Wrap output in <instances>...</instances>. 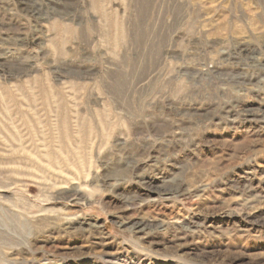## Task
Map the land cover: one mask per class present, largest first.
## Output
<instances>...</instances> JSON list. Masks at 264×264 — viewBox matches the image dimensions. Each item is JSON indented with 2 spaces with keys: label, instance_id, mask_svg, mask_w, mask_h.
<instances>
[{
  "label": "rangeland",
  "instance_id": "rangeland-1",
  "mask_svg": "<svg viewBox=\"0 0 264 264\" xmlns=\"http://www.w3.org/2000/svg\"><path fill=\"white\" fill-rule=\"evenodd\" d=\"M0 144V264H264V0H0Z\"/></svg>",
  "mask_w": 264,
  "mask_h": 264
},
{
  "label": "bare ground",
  "instance_id": "bare-ground-1",
  "mask_svg": "<svg viewBox=\"0 0 264 264\" xmlns=\"http://www.w3.org/2000/svg\"><path fill=\"white\" fill-rule=\"evenodd\" d=\"M235 52H232V54H234ZM239 53H241V52H239ZM230 54H231V52H230ZM231 54V55H232ZM233 56V55H232ZM228 59V58H227ZM232 61V60H231ZM234 61V60H233ZM220 63V62H219ZM216 69V68H215ZM214 69V70H215ZM221 69V68H220ZM214 70H213V72H214ZM229 70V69H228ZM233 70V69H232ZM220 71V70H219ZM221 72V71H220ZM232 72V71H231ZM228 73H229V71H228ZM247 73V72H246ZM225 74V73H224ZM240 73L239 72H235L234 73V75H231V76H240L239 75ZM241 76H243V75H245L244 73H242L241 72ZM246 76V75H245ZM242 79V78H241ZM235 80V79H234ZM244 80V79H243ZM249 80H247V82H248ZM235 82V81H234ZM236 82H238V83H240V78L238 77L237 78V80H236ZM245 82V81H244ZM234 84V83H233ZM246 85V84H245ZM4 97V96H3ZM7 103V102H6ZM232 107V106H231ZM236 107V106H235ZM226 108V107H225ZM247 111L248 112H250V111H253L255 108H253L252 106H247ZM236 112V111H235ZM256 112V111H255ZM223 113V112H222ZM225 113H226V111H225ZM228 113V112H227ZM234 113V112H233ZM251 113H253V112H250V114ZM249 114V115H250ZM248 115V114H247ZM225 116V115H224ZM244 116V115H243ZM242 116V117H243ZM252 116V115H251ZM39 117V116H38ZM232 117V116H231ZM234 117V116H233ZM246 117V116H245ZM254 117H255V115H254ZM225 118V117H224ZM229 118V117H228ZM236 118V117H235ZM258 118V117H257ZM226 119H227V117H226ZM232 119V118H231ZM237 119V118H236ZM260 119V118H259ZM263 119V118H262ZM228 120V119H227ZM11 121V120H10ZM248 125V124H247ZM43 126V125H42ZM5 130H6V128H5ZM35 130V129H34ZM9 131V130H8ZM67 135H68V133H67ZM35 136V135H34ZM15 138V137H14ZM35 138V137H34ZM5 139H7V138H5ZM16 140V139H15ZM9 143V142H8ZM248 143V142H247ZM251 143V142H250ZM254 144V143H253ZM1 145V144H0ZM21 147V146H20ZM246 148V147H245ZM6 152V151H5ZM30 152V151H29ZM6 167H7V165H6ZM5 167V168H6ZM4 171V170H3ZM9 173V172H8ZM6 174V173H5ZM130 177V176H129ZM177 179V178H176ZM10 180V179H9ZM117 180V179H116ZM19 181V180H18ZM143 182V181H142ZM6 184V183H5ZM147 185V184H146ZM5 186V185H4ZM8 188V187H7ZM21 190V189H20ZM177 190V189H176ZM50 194V193H49ZM3 196V195H2ZM54 197V196H53ZM62 197V196H61ZM3 198V197H2ZM1 198V199H2ZM81 200V199H80ZM53 202V201H52ZM2 204H0V206H1ZM17 205H18V203H17ZM16 205V206H17ZM2 207V206H1ZM0 207V208H1ZM6 207V206H5ZM8 207V206H7ZM16 208V207H15ZM2 209V208H1ZM4 209V208H3ZM5 210V209H4ZM21 210V209H20ZM59 210V209H58ZM2 211V213L4 212L3 210H1ZM26 212V211H25ZM24 213V212H23ZM10 214L16 219V218H19L20 216L18 215V213L17 212H11L10 211ZM0 215H1V213H0ZM11 215H9V216H11ZM18 215V216H17ZM2 216V215H1ZM22 216H25V215H22ZM3 217V216H2ZM10 218V217H9ZM1 219V218H0ZM20 219V218H19ZM26 219V218H25ZM2 220V219H1ZM23 220V219H22ZM27 220V219H26ZM12 221H13V218H12ZM136 221V220H135ZM3 222V221H2ZM18 222H19V220H18ZM68 222V221H67ZM14 224H15V226H16V224H17V221H16V223L15 222H13ZM28 223V222H27ZM5 224H7V223H5L4 222V225H3V227L5 226ZM14 224H13V226H14ZM23 224V223H22ZM1 225V224H0ZM18 226V225H17ZM154 226V225H153ZM2 227V228H3ZM7 227H8V225H7ZM10 227V226H9ZM8 227V228H9ZM134 227H137V229H139V230H144V229H146L147 228V225H145V224H142L141 222H139V221H136L135 223H134ZM1 228V227H0ZM17 228H19V227H17ZM10 229H12V228H10ZM10 229H9V231H10ZM14 230H16V228H14ZM5 231V230H4ZM7 231V230H6ZM1 232V231H0ZM6 234H7V232H5ZM0 235H3L4 236V234H0ZM7 241V240H6ZM0 244H2V242L0 243ZM3 244H4V242H3ZM146 244V243H145ZM5 245V244H4ZM7 245V244H6ZM41 246V245H40ZM39 246V247H40ZM4 257V256H3ZM15 257V256H14ZM20 259V258H19ZM14 260V259H13ZM0 262H1V258H0ZM6 262V261H5Z\"/></svg>",
  "mask_w": 264,
  "mask_h": 264
}]
</instances>
